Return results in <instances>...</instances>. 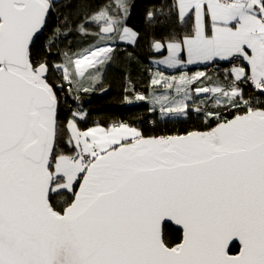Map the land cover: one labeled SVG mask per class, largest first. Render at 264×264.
I'll return each instance as SVG.
<instances>
[{"label": "snow or ice", "instance_id": "1", "mask_svg": "<svg viewBox=\"0 0 264 264\" xmlns=\"http://www.w3.org/2000/svg\"><path fill=\"white\" fill-rule=\"evenodd\" d=\"M57 7L0 0V264H264V0H170L147 12L176 25L153 42L167 53L158 63L232 64L215 79L157 72L151 85L175 93L155 98L161 115L203 112L208 124L158 137L124 123L81 130L78 112L61 124L56 72L70 85L95 80L114 45L138 33L126 25L129 0H115V14L104 5L77 26L98 46L65 51L62 63L51 47L34 58Z\"/></svg>", "mask_w": 264, "mask_h": 264}, {"label": "trees", "instance_id": "2", "mask_svg": "<svg viewBox=\"0 0 264 264\" xmlns=\"http://www.w3.org/2000/svg\"><path fill=\"white\" fill-rule=\"evenodd\" d=\"M114 2L115 0H67L59 4L50 15L46 29L35 41L34 58L43 56L47 48L51 47L52 51L47 53L48 58L53 63H62L65 51L69 54H77L98 46L96 36L82 34L77 30V26L84 21L85 11L90 13ZM169 2L170 0H129L131 9L126 25L138 33L136 42L133 45L119 43L114 45L116 50L111 54L114 61L104 70L99 71L101 83L97 91L77 92L76 85L63 81L61 74L56 72L55 83L64 84L63 89L57 88V95L58 118L65 128L67 121L73 118L72 113L78 112L84 114L83 119L76 118L81 130L96 126L109 128L112 124L126 121L130 126L138 128L145 137L182 135L191 131L188 120L161 119L159 108L157 109L155 104L150 102L153 96L152 91L155 89V86L151 85V80L155 78V74L157 72L170 74L153 65V59L163 57L153 48V42L166 41L169 34L176 30V25L164 21L162 17L159 23H150L146 19V14L150 9L157 11L164 8L166 11L165 6ZM112 12L116 13L114 8ZM85 27L89 33H98L100 25L88 23ZM56 28H60V34L55 32ZM50 39L51 45L48 43ZM230 65L228 62L219 64V69L207 75L223 76V70ZM210 67L194 68L188 72L206 71ZM245 87L249 91L252 90L250 85ZM103 89L108 91L101 96L99 93ZM136 93H142L146 99L138 100L141 104L129 107V101H135ZM208 108L211 107L208 106ZM227 115L231 117V113ZM212 126H215L214 123ZM207 128L208 124H205L201 130H207ZM172 238L175 239L174 232Z\"/></svg>", "mask_w": 264, "mask_h": 264}, {"label": "rangeland", "instance_id": "3", "mask_svg": "<svg viewBox=\"0 0 264 264\" xmlns=\"http://www.w3.org/2000/svg\"><path fill=\"white\" fill-rule=\"evenodd\" d=\"M114 4H115V2L111 4V5H113L112 6V9L114 8V10L116 11V8L114 7ZM124 45H127V44H124ZM109 46H113V45L109 44ZM166 55L163 56L162 58L166 57ZM113 61H114V59L111 58V60L106 61L104 64L99 65L98 66L99 67V71L100 70H104L105 67H107L108 64H111ZM90 71L91 72H96V69H91ZM164 75H166V74H164ZM180 75L181 74L171 75V76H180ZM189 75H192V74H189ZM212 77H213V79L216 78L215 76H212ZM77 79L80 80V84H75L74 83L72 85L73 86L76 85L77 88L81 87V85H84L85 87H88L89 88V91H87L88 93H92L94 91H97L98 88H99V86H100V83H101V76H100V74H98V78L95 79V80H90V79H86V78H79V77H77ZM192 87L194 88L195 85H193ZM164 94H167V95H175L174 90H166V89L161 88L160 86H155V89L152 91L153 100L150 101V102H153V104H155V106L157 107V109L160 108V105L157 104V103H155V98L157 96H161V95H164ZM201 100H204V103L200 105L202 108H208V106H210V107L213 106V103L214 102H213L212 99L207 98V94L200 93V94H198V95L195 96L196 103H200ZM188 103L190 105H192L193 104V101L190 100V101H188ZM162 119H164V120H167V119H183V120H188L189 125H190V128L189 129L191 131H193V130H201V128H203L205 126V124H206L205 123L204 113L203 112L196 113L195 111H192L191 112V115H189L186 118H178V117L167 116V117H163ZM96 127L105 128V127H102V126H96ZM105 129H109V128H105Z\"/></svg>", "mask_w": 264, "mask_h": 264}, {"label": "crops", "instance_id": "4", "mask_svg": "<svg viewBox=\"0 0 264 264\" xmlns=\"http://www.w3.org/2000/svg\"><path fill=\"white\" fill-rule=\"evenodd\" d=\"M137 39V38H136ZM117 43L119 44H127V45H133L134 43H127V42H123V41H118ZM165 58V57H164ZM164 58H161V59H157L153 65L154 66H157L167 72L170 73V75H178V74H182L183 72H187L188 74H194V73H190L188 72L190 69H194V68H201V67H207V66H212V65H219V64H222V63H227L226 61H220V62H213V63H209V64H200V65H187L185 67H182V68H168L166 65H163V64H160L158 63V61L164 59ZM197 72V71H196ZM151 100V99H150ZM161 119L163 118V116L161 115L160 116ZM93 128V127H92ZM136 128V127H135ZM138 129V128H137ZM139 130V129H138ZM140 131V130H139ZM141 132V131H140Z\"/></svg>", "mask_w": 264, "mask_h": 264}, {"label": "water", "instance_id": "5", "mask_svg": "<svg viewBox=\"0 0 264 264\" xmlns=\"http://www.w3.org/2000/svg\"><path fill=\"white\" fill-rule=\"evenodd\" d=\"M64 1H67V0H55V2L57 3V5L61 4V3L64 2ZM43 31H44V30H42V33H43ZM42 33H41V34H38V36L42 35ZM156 52H157L159 55H165V54H166V52H158V51H156ZM107 91H108V90L104 89L103 91H100L99 94H100L101 96H102V95H105V94L107 93ZM139 104H141L140 101H133V102L129 103L128 106H129V107H132V106H136V105H139Z\"/></svg>", "mask_w": 264, "mask_h": 264}, {"label": "built area", "instance_id": "6", "mask_svg": "<svg viewBox=\"0 0 264 264\" xmlns=\"http://www.w3.org/2000/svg\"><path fill=\"white\" fill-rule=\"evenodd\" d=\"M229 63V62H228ZM232 67V64L230 65V67H228V68H226V69H224L223 70V74H224V72L227 70V69H230ZM220 68V66L219 65H212L208 70H206L205 72L207 73V74H209V73H211V72H213V71H215V70H217V69H219ZM251 86V85H250ZM138 95V94H137ZM139 95H142L141 93H139ZM120 123H124V124H127V125H129V123L128 122H126V121H124V122H120ZM120 123H115V124H112V125H110V127L109 128H111L113 125H118V124H120ZM130 126V125H129Z\"/></svg>", "mask_w": 264, "mask_h": 264}, {"label": "bare ground", "instance_id": "7", "mask_svg": "<svg viewBox=\"0 0 264 264\" xmlns=\"http://www.w3.org/2000/svg\"><path fill=\"white\" fill-rule=\"evenodd\" d=\"M124 42H127V41H124ZM166 54H167V53H166ZM166 54H165V55H166ZM165 55H162V56H165ZM156 60H157V59H153V60H152V63H154ZM155 67H157V66H155ZM158 68H159V67H157V69H158ZM159 69H161V68H159ZM162 70H163V69H162ZM164 71H165V70H164ZM168 73H169V72H168ZM165 76H171V75H170V74H166ZM137 94H139V93H136V95H137ZM141 94H142V93H141ZM136 95H135V97H136ZM142 95H143V94H142ZM143 96H144V95H143ZM135 97H134V98H135ZM152 100H153V97H152ZM135 101H138V100L135 99ZM159 109H160V108H159ZM159 112H160V110H159ZM163 117H167V116H163Z\"/></svg>", "mask_w": 264, "mask_h": 264}, {"label": "flooded vegetation", "instance_id": "8", "mask_svg": "<svg viewBox=\"0 0 264 264\" xmlns=\"http://www.w3.org/2000/svg\"><path fill=\"white\" fill-rule=\"evenodd\" d=\"M104 90V89H103Z\"/></svg>", "mask_w": 264, "mask_h": 264}]
</instances>
